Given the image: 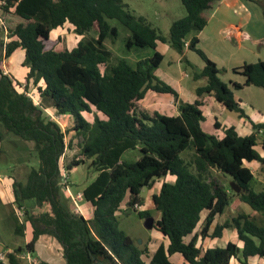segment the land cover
Masks as SVG:
<instances>
[{
    "label": "trees",
    "instance_id": "obj_1",
    "mask_svg": "<svg viewBox=\"0 0 264 264\" xmlns=\"http://www.w3.org/2000/svg\"><path fill=\"white\" fill-rule=\"evenodd\" d=\"M4 1L0 5V141L9 133L33 143L32 152L39 161L25 181L16 178L13 185L15 204L24 209L33 239L6 253L10 264H20L18 256L23 252L34 254L42 235L59 241L65 264H173L169 257L177 253L184 257V264H230L233 258L248 264L251 257L264 259V191L257 189L264 185V141L263 154L256 151L264 124H253L250 136H240L231 127L223 138L208 134L202 126V98L206 95L226 110L247 117L232 88L220 77L225 71L198 47L199 38L193 37L188 49L205 64L195 78H206L207 85L196 90L195 102H179L178 116H166L139 107L149 91L178 98L174 88L156 76L164 55L155 51L134 66L121 58L112 64L113 52L106 46L109 39L115 42L118 37V29L108 20H117L130 32L128 50H157L162 43L183 55L188 36L206 28L205 12L221 0H181L187 14L172 24L169 38L123 0ZM66 24L84 38L71 50H58L51 35ZM96 29V38L87 39ZM18 49L25 51L24 66L29 68L23 83L4 69V62ZM233 73L245 78L243 84L233 83L235 90L250 86L264 90V61L245 64ZM42 81L44 86L39 85ZM32 84L41 99L39 106L27 96ZM48 107L72 117L73 127L63 131L46 114ZM88 114L93 121L87 119ZM73 132L83 138L81 150L64 164L66 138ZM131 151H138L140 157L126 161L124 156ZM186 151L192 153L190 159L181 157ZM254 162L259 165L257 173L246 165ZM87 164L97 175L83 191L84 200L94 207L90 220L71 209L64 193L70 182L63 176V172ZM214 171L229 175L241 192L212 177ZM168 175L175 176V182H163L152 201L161 214L153 228L170 244L167 249L161 245L146 262L147 249L137 246L119 228L118 214L127 202V209L141 219L153 218L150 210L136 208L143 205L141 191L152 189ZM233 198L249 205L254 213H239L210 234L214 221ZM30 202L40 207L49 204L51 213L32 215L25 210ZM13 212L15 235L23 236L25 225ZM203 220L200 233L187 242ZM225 229L237 231L242 248L232 242L206 251L197 247L199 237L221 238ZM0 264L5 263L0 260Z\"/></svg>",
    "mask_w": 264,
    "mask_h": 264
},
{
    "label": "rangeland",
    "instance_id": "obj_2",
    "mask_svg": "<svg viewBox=\"0 0 264 264\" xmlns=\"http://www.w3.org/2000/svg\"><path fill=\"white\" fill-rule=\"evenodd\" d=\"M123 2L128 6V8L134 12L138 16L145 17L148 22H150L155 28L159 29L162 34L169 38L170 37V30L172 24L185 17L187 12L185 7L182 4L181 0H123ZM260 9V8H259ZM235 20L234 14H230V19L232 21ZM111 26L116 27L118 29V37L115 42H112V39H109L106 42V46L113 52V58L111 63L116 64L117 61L121 59L127 60L133 66L136 64L137 61L145 58H151L155 51L164 55V62L161 67L157 70L156 76L165 82L166 84L172 86L175 89V85L164 79L163 72H171L174 78H183L185 79L186 83L189 85V91L185 94L186 101L192 100L194 96H196V88L203 87L207 85L206 78L196 79L195 76L202 71V66L204 62L202 58L195 52L188 50L186 55L182 58V63L179 61L180 55L177 51L172 49L169 44H158V49L153 50L151 48H134L132 50H128L126 48V41L130 35L129 30L123 26L117 20H108ZM212 29V28H211ZM249 34L252 36L251 41L244 42L242 47H237L236 43L229 39V33L225 32L224 34L219 35V44L213 45V42L210 40H204V44L202 45L203 49L207 52V56L219 64L220 68L222 67H237L241 64L242 60H247L248 62H258L259 60L264 61V56L254 57V55H250V51H257V53L263 51V46L261 45V41L257 44L254 37L260 36L261 31L264 30V19L263 17L261 20L257 21L255 16L253 19L252 24L247 28ZM61 31V30H59ZM56 31L55 33H58ZM97 29L93 32H90L86 37L87 39L96 38L97 36ZM212 31H208L211 35ZM264 32V31H263ZM77 35V34H76ZM262 35H264L262 33ZM79 42L84 38V36L77 35ZM60 38V41L57 39ZM53 39L57 42L55 47L58 50L64 49H73L77 46L79 42L76 41L75 36L73 33L64 31L62 35L59 37L56 34H53ZM220 54V55H217ZM214 59V60H213ZM14 61V60H12ZM10 59L5 61L6 68L12 72V74L16 77V63L13 66V62ZM169 62H172L171 65H168ZM215 62V61H214ZM24 66V65H23ZM26 67V66H24ZM219 68V69H220ZM23 69V68H22ZM102 71H104V67H101ZM21 70V69H18ZM223 70V69H221ZM183 74V75H182ZM184 74H187L185 78ZM222 81L226 83L228 86L231 87L230 82L240 81L243 82L244 77L238 76L233 73V70L227 73H222L220 75ZM232 88V87H231ZM177 90V89H175ZM236 98L239 101H243L248 107L260 108V112L264 114V90L261 88H257L255 86H250L243 90H234ZM30 94L36 96L38 91L35 87L31 88L29 91ZM168 94L160 95L155 92L149 91L146 95V98L139 103V107L141 110H146L147 108L153 109L154 104L160 98H167ZM174 96V95H171ZM175 97V96H174ZM176 98V97H175ZM47 103V102H46ZM49 105V103H47ZM216 110H206L205 111V118L206 120L203 122V128L205 132L210 135L218 136L221 132L219 128L215 127L214 123L215 120L218 118L219 121L224 122L226 120L229 121L228 125L235 123L238 120V114L235 112H230L225 108H221V104L215 103ZM151 106V107H147ZM46 114L49 118L55 122L54 119L60 120L63 131H67L71 129L74 125V119L69 116H61L58 115L51 107L46 109ZM87 119L93 121V115H86ZM228 130V129H227ZM226 130V131H227ZM225 131V133H226ZM5 133V131H3ZM4 142L6 147H2L0 149V175H13L17 180H26L27 174L33 168L37 169L39 167V161L35 152H32L33 147H26V144L18 145L14 143L18 141L19 138L14 136L13 134L5 133L4 135ZM262 140H264V134L260 135V143L256 146V151L260 154L263 153V149L260 144H262ZM83 141L82 137L77 136L76 132L70 133L67 135L66 143L68 145V149L66 151L65 157L63 159L64 164L70 163L74 158L80 153V145ZM32 152V153H31ZM31 154V156H30ZM140 157V153L138 151H131L125 156L126 161H135ZM183 159H190L192 157V153L189 151L183 152L181 154ZM247 166L250 167L255 173L258 171V165L256 163L248 164ZM66 178L71 184L72 187V194L76 196L83 188H85L88 184L93 181L95 178L96 173L91 171L87 165L80 166L77 170L73 171L72 173H66ZM226 174H220L217 172H212L211 176L215 179L222 182L224 185L230 187L233 183L231 177ZM64 176V172H63ZM261 183V182H260ZM161 181L155 184L152 189L144 188L141 191V198L144 200L142 208L138 210H150L152 213V219L155 222L156 218L159 215V212L154 209L152 195L153 193H157L159 188L161 187ZM258 190L264 191V185L260 184L257 185ZM68 199V198H67ZM82 203V202H80ZM236 203L238 204L234 208L235 210H239V213H247L251 214L254 213L252 208L242 202H239L237 198H233L231 205L227 207L224 212L225 217L230 216L232 211L233 205ZM69 205L72 208L71 201L69 200ZM44 210L50 209L51 207L49 204H45L43 206ZM1 213H4V209L0 207V237L5 244L8 246H17L24 244V238L16 236L13 229L8 227L2 222ZM236 216V215H235ZM25 217V216H24ZM230 218V217H229ZM118 222L119 228L123 230L127 235H129L135 244L142 249H145V244L143 245V241L146 243L153 234L154 228L147 224L145 219H141L137 212L123 210L118 214Z\"/></svg>",
    "mask_w": 264,
    "mask_h": 264
},
{
    "label": "crops",
    "instance_id": "obj_3",
    "mask_svg": "<svg viewBox=\"0 0 264 264\" xmlns=\"http://www.w3.org/2000/svg\"><path fill=\"white\" fill-rule=\"evenodd\" d=\"M232 13L235 16V20L233 18L234 21H232L230 19V14H232ZM205 16L208 19V25L201 32H192L187 38L186 42L188 44L191 41V39L196 36L199 38L198 47L206 53L207 51L205 49H203V47H202V45L204 44V40H208V41L211 40L213 42V45L215 46V44L220 43L219 42V35L224 34L225 32H228L229 33V39L232 40L233 42H235L237 47L239 48V47L243 46L244 42L252 40V36L249 34L247 28L252 24L254 16H255L257 21L261 20L262 17L264 19V0H262L261 3L248 1V0H221L219 2L214 3L212 5V8L205 12ZM59 30H61V31H59ZM210 30L212 31L211 35L208 33V31H210ZM56 31H59V32L55 33ZM64 31H68V32L73 33V35L76 38V41L79 42L80 39H78L77 35L74 33V27L70 24H66L63 29L60 28L58 30L53 31L52 35H51L52 39H53V34H56V36L59 37L60 35H62V33ZM263 31L264 30L261 31L260 36L254 37V39L256 41H258L256 43L258 44L261 41V43H262L261 45L263 46V51H261L259 53H257V51H253V52L250 51L249 54L254 55V57H260V55L264 56V35H262V33L264 34ZM188 50H189L188 47H186L184 54L183 55L179 54L180 55L179 61L181 63L183 61L181 57H184ZM217 55H220V54H217ZM9 59L11 61L14 60V61H12L13 66H15L14 64L16 63V68H17L16 72H17L18 76L15 77L12 74V72L6 68V65L4 62L5 72L7 74L11 75L12 77H14L15 79H17L19 82L23 83L25 81L26 77L28 76V73H29V68L23 66L25 59H26L25 51L22 49H18ZM245 59L242 60L241 64L237 67H222V68H220V66L216 62V60H214V59L213 60L217 64L218 68L223 69L225 71L224 73H227V72H230L231 70H233L235 68L242 67L245 64L257 63V62H248ZM259 61H262V60H259ZM163 62H164V60H163ZM163 62H162V64H163ZM171 64H172V62L168 63V65H171ZM161 65H160V67H161ZM204 65L202 66V69H203ZM18 69H21V70H18ZM184 76L186 78L187 74H184ZM238 76H241V75H238ZM163 77H164V79H167L168 81H170L171 83H173L175 85V89H177V90H175V89L174 90L178 93V98H175L174 96H171V94H168L167 96H169V97L160 98L156 102V104H154L152 110L150 108H147L146 110H148L150 112H158V113L166 115V116H178L179 115V111H178L179 102L193 103L196 100H198L197 93H195L196 96H194L192 98V100H190V101L185 100V99H187V98H185V94L189 91V85H188V83H186L185 79L183 80V78H180V79L174 78L172 73L169 71L163 72ZM244 81H245V78H244L243 82H240V81L230 82L231 87L234 89L233 83L243 84ZM39 85L44 86V82L43 81L40 82ZM33 87H35V86H33V84H32L31 88H33ZM198 88H196V90ZM245 88H248V87H244L243 89H245ZM243 89H241V90H243ZM196 90H195V92H196ZM160 95H165V94H160ZM202 101H203L202 111L204 114V121H205L206 120L205 111L206 110H212V109L216 110L217 108H216L215 103H218V102L213 97L208 96V95L204 96L202 98ZM240 105H241V108L246 113L247 117L246 118L241 117L237 113L238 114V120L235 123L233 122L230 125L227 124V123H229L228 120L221 122L217 118L215 120L214 125H215V127L219 128V130L221 132L217 136L218 138H223L225 136V131L231 127H234L240 136H250L251 134L254 133L253 124H264V114H262V112H260V108L248 107L243 101H240ZM220 106L222 109H224V107L222 105H220ZM147 107H151V106H147ZM225 122H227V123H225ZM202 126H203V124H202ZM263 134H264V131H261L259 133L258 143H260V141H259L260 135H263ZM263 141L264 140H262V142ZM14 143H17L18 145L26 144V147H34L33 143L25 142V141H22L20 139L18 141H15ZM2 147H6L4 140L0 141V149ZM127 154H125V156ZM125 156H124V159H125ZM248 164H253V163H248ZM246 165H247V163H246ZM78 168H75L73 171L77 170ZM258 168H259V165H258ZM73 171H71L70 173H72ZM96 176L97 175H95V178H96ZM95 178H93V180ZM15 179L16 178L13 175H0V207L4 209V213H1V219L5 225H7L8 227H11L14 231V221H13V218H11L10 214L13 211L15 212V214L17 215V217L19 219L20 224L25 225L24 235L19 236V237L24 238V244L23 245L19 244L17 246H8L7 244H5V242H3L1 240V237H0V245L4 246V252L1 254L4 257V259L2 261L5 264H10L7 257H6V253H8V252L12 253L16 248L23 247V246L27 245L33 239V228H32L31 223L29 221H26V219L24 217V215H25L24 209L23 210L18 209L16 204H15L14 189H13ZM175 180H176L175 176L168 175L166 178H163L160 181H161V183H163V182L174 183ZM260 182H262V181H260ZM69 187H70V191L72 192V187H71L70 183H69ZM85 188H83L79 193H83ZM160 188H159L157 193H159ZM64 193H65L66 198H68L70 200L69 193L66 191V189H64ZM157 193H153V195L157 194ZM126 203L127 202H124V204L122 206V210H123V208L128 210ZM71 205H72L73 210L76 213H78L79 215H82L86 220H90L93 218L94 207L89 202H86L85 200L82 201V203L79 204V210L78 211L72 202H71ZM43 206L40 207V206L35 205L33 202H30L25 210L30 211L31 214L34 216L41 215L44 213H51L50 209L44 210ZM236 206L238 209V204L237 203H236V205L234 204L232 211L230 213V216L225 217V215L223 214L222 216H219L218 218H216V220L214 221V223L211 227L210 234L215 231V228L218 225H222L227 220H229L232 217H234L235 215H237V213L239 212L240 209L235 210L234 208ZM160 217H161V214L159 213V215L155 221L159 220ZM203 224H204V220L200 223V225L197 227L195 232L187 238V242H190L196 234L200 233V231L202 230ZM14 233H15V231H14ZM230 242L237 244L238 247H240V248L243 247V243L239 240L238 233L234 229H225L223 231L221 238L207 237L205 239H202L201 237H199L198 241H197V247H200L203 251H206L207 249H212V248H217V247L218 248H225L228 245V243H230ZM142 243H143V245L145 244V248L147 249V252H148V254L146 256H144L143 258L146 262H149L150 259L153 257V255L156 253V251L159 249V247L161 245H163L165 247V249H167L169 244H170V241L167 237H164L158 230H156L154 228L153 234L150 237V239L146 243L144 241ZM6 247L9 248L7 251H6ZM18 258L20 260V264H33V262L37 263V264H41V263L65 264L66 263V261L64 259L62 245L59 243V241L56 238H54L53 236H50V235H42L39 238L38 242L36 243V248H35L34 254H29L28 252H23L21 255L18 256ZM169 260L173 264H184L185 263L184 257L179 253L170 256ZM230 264H242V263L238 259L233 258L231 260ZM248 264H264V259L260 258L258 256L251 257L248 259Z\"/></svg>",
    "mask_w": 264,
    "mask_h": 264
},
{
    "label": "built area",
    "instance_id": "obj_4",
    "mask_svg": "<svg viewBox=\"0 0 264 264\" xmlns=\"http://www.w3.org/2000/svg\"><path fill=\"white\" fill-rule=\"evenodd\" d=\"M1 4H5V1L4 0H0V5ZM186 47H188V43L186 42ZM5 74H7L6 72H5ZM27 96L35 103V105L36 106H39L40 104H41V99H40V96H39V94H36V96L35 95H33V94H30L29 92L27 93ZM61 116H64V115H60V117ZM55 120V122L56 123H58L60 126H61V128L63 129V127H62V124H61V122H60V120H59V118L58 119H54ZM64 130V129H63ZM66 172H64V177H66ZM65 189H66V191L69 193V198H70V200H71V202L74 204V206L76 207V209H77V211L79 210V204H80V202H82V201H84V195H83V193H78L76 196H74L73 194H72V192L70 191V187L69 186H67V187H65ZM136 208L137 209H140V208H142V206H139V205H137L136 206ZM4 259V257L2 256V255H0V260L2 261ZM33 264H37V263H34L33 262Z\"/></svg>",
    "mask_w": 264,
    "mask_h": 264
},
{
    "label": "water",
    "instance_id": "obj_5",
    "mask_svg": "<svg viewBox=\"0 0 264 264\" xmlns=\"http://www.w3.org/2000/svg\"><path fill=\"white\" fill-rule=\"evenodd\" d=\"M232 189L236 192V193H240L241 192V187L238 186L236 183H232L231 184ZM147 224L151 227H153L154 221L152 218L147 219ZM4 252V246L0 245V255Z\"/></svg>",
    "mask_w": 264,
    "mask_h": 264
}]
</instances>
